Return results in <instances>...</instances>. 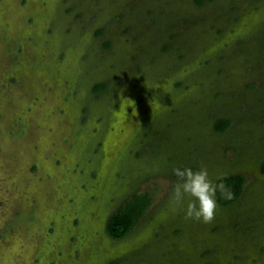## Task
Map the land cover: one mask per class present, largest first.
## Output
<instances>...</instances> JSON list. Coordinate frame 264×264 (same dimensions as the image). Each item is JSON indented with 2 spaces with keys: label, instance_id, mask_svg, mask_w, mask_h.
Instances as JSON below:
<instances>
[{
  "label": "rangeland",
  "instance_id": "rangeland-1",
  "mask_svg": "<svg viewBox=\"0 0 264 264\" xmlns=\"http://www.w3.org/2000/svg\"><path fill=\"white\" fill-rule=\"evenodd\" d=\"M263 162L264 0H0V264H264ZM178 167L244 194L186 219Z\"/></svg>",
  "mask_w": 264,
  "mask_h": 264
},
{
  "label": "clouds",
  "instance_id": "clouds-1",
  "mask_svg": "<svg viewBox=\"0 0 264 264\" xmlns=\"http://www.w3.org/2000/svg\"><path fill=\"white\" fill-rule=\"evenodd\" d=\"M172 171L177 178L173 188L175 205H182L185 197L192 198L185 211L186 219L210 224L215 218L217 201H232L235 198L226 177H220L219 182H213L203 167L198 170L191 167H178L173 168Z\"/></svg>",
  "mask_w": 264,
  "mask_h": 264
},
{
  "label": "trees",
  "instance_id": "trees-1",
  "mask_svg": "<svg viewBox=\"0 0 264 264\" xmlns=\"http://www.w3.org/2000/svg\"><path fill=\"white\" fill-rule=\"evenodd\" d=\"M198 1L203 2V0ZM98 33H103V29H100ZM105 89L106 83H98L93 87L95 93H101ZM232 125L233 120L231 118L219 117L214 122V130L217 133H225ZM261 170L264 173V162L261 165ZM224 177L231 185L235 198L232 201L218 200V202L222 206H230L244 194L247 177L243 174H228ZM151 204L152 198L149 194H135L131 199L124 202L109 218L107 229L110 236L116 240L129 236L143 220Z\"/></svg>",
  "mask_w": 264,
  "mask_h": 264
}]
</instances>
